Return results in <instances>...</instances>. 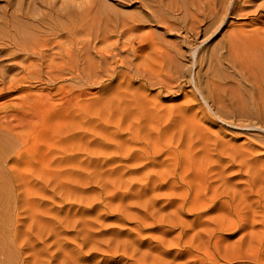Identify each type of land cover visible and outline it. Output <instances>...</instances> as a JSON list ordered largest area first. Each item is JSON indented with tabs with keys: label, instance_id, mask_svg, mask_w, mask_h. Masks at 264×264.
<instances>
[{
	"label": "rangeland",
	"instance_id": "rangeland-1",
	"mask_svg": "<svg viewBox=\"0 0 264 264\" xmlns=\"http://www.w3.org/2000/svg\"><path fill=\"white\" fill-rule=\"evenodd\" d=\"M181 1L0 0L27 49L0 29V264H264V95L249 103L219 50L239 25L264 38V0L214 25Z\"/></svg>",
	"mask_w": 264,
	"mask_h": 264
},
{
	"label": "bare ground",
	"instance_id": "bare-ground-1",
	"mask_svg": "<svg viewBox=\"0 0 264 264\" xmlns=\"http://www.w3.org/2000/svg\"><path fill=\"white\" fill-rule=\"evenodd\" d=\"M8 1V0H7ZM95 1V0H94ZM100 1V0H99ZM148 1H155V2H157L158 3V5H162L163 4V0H148ZM171 1H173V0H171ZM185 0H183V2H184ZM189 1H192V0H189ZM198 1H200V0H198ZM197 1V2H198ZM202 1V0H201ZM218 1H220V0H218ZM218 1H216V0H204V1H202V2H200V4L199 5H196V7H194L195 9H193V12L191 13V15L189 14V9L187 10L188 11V14H189V16H191L193 19H195L196 20V22H203V21H206L205 23H207V21H210L209 23H211V21H213V20H216V19H220V23H222V20L225 18L226 19V17H227V15L230 17V18H232L233 16L235 17V16H243L244 15V17L245 16H247V15H249V13H251V11L249 12V10H247L249 7L251 8V4H252V2L254 1L255 2V0H242V2H240V0H230L229 1V4L227 5V4H225L224 2L226 1H223V0H221L220 2H218ZM139 2L141 3V0H139ZM165 2V1H164ZM182 2V1H181ZM182 2V3H183ZM218 2V3H217ZM241 4H240V3ZM262 2H264V1H262ZM69 3V2H68ZM83 3V2H82ZM86 3H88V1L86 2ZM143 3V2H142ZM187 3H188V1H187ZM192 4H193V2H191ZM190 3V4H191ZM228 3V2H227ZM239 3V4H238ZM70 4V3H69ZM146 4V3H145ZM145 4H142L143 6L145 5ZM151 4H153L152 2H151ZM165 4V3H164ZM173 4H174V2H173ZM172 4V5H173ZM189 4V3H188ZM187 4V5H188ZM261 4V3H260ZM85 5V4H84ZM89 5V4H88ZM141 5V6H142ZM176 5V4H175ZM177 5H178V2H177ZM252 5H254V3L252 4ZM65 6H66V4H65ZM70 6V5H69ZM96 6V5H95ZM102 6V5H101ZM143 6H142V8H143ZM146 6V5H145ZM148 6V5H147ZM147 6H146V8H147ZM150 6V5H149ZM149 6H148V8H149ZM153 6V5H152ZM155 6V5H154ZM185 6V3H184V5H183V7ZM191 6V5H190ZM193 6V5H192ZM261 6V5H260ZM260 6H259V8H257V6H255V8L258 10V9H260ZM49 7V6H48ZM51 7H53V5L51 6ZM56 7V6H55ZM72 7V6H71ZM70 7V8H71ZM81 7H83L84 8V6H81ZM87 8V11L89 12V6H86ZM91 7V6H90ZM97 7V6H96ZM176 7V6H175ZM187 7V6H186ZM185 7V8H186ZM253 7V6H252ZM62 8V7H61ZM155 8V7H154ZM157 8V7H156ZM155 8V9H156ZM174 8V7H173ZM172 8V9H173ZM178 8H179V5H178ZM92 9V8H91ZM143 9H145V8H143ZM153 9V8H152ZM152 9H150V10H152ZM191 9V8H190ZM252 9V8H251ZM21 10V9H20ZM61 10V9H60ZM147 10V9H146ZM171 10V9H170ZM253 10H254V8H253ZM19 11V10H18ZM86 11V12H87ZM97 11H99V10H97ZM140 11V10H139ZM173 11V10H172ZM174 11H176V9L174 10ZM173 11V12H174ZM55 12V11H54ZM57 12L58 13H56L57 15H60V16H62L63 18L64 17H66V13L64 12V11H58L57 10ZM68 12V11H67ZM106 12V14H107V11H105ZM153 12H156V11H154L153 10ZM152 12V13H153ZM178 12V11H177ZM191 12V11H190ZM253 12V11H252ZM255 12V11H254ZM16 13V12H15ZM133 13V12H132ZM149 13V12H148ZM147 13V14H148ZM151 13V14H152ZM12 14V13H11ZM17 14H19V13H17ZM25 14H26V12H25ZM65 14V15H64ZM75 14V13H74ZM78 13H76V15H77ZM93 14V13H92ZM103 14V13H102ZM121 14V13H120ZM125 14V13H124ZM177 14V13H176ZM188 14H185V16L186 15H188ZM252 14V13H251ZM253 14H255V13H253ZM15 15V14H14ZM135 15V14H134ZM149 15V14H148ZM30 16V15H29ZM29 16H28V18H29ZM75 16V15H74ZM73 16V17H74ZM145 16V15H144ZM152 16V15H151ZM150 16V18H152ZM173 16V15H172ZM176 16V15H175ZM226 16V17H225ZM78 17H79V14H78ZM98 20H101V15L99 14L98 15V13L96 14V16H95ZM134 17V16H133ZM153 17H155V15L153 14ZM161 17H163V16H161ZM188 17V16H187ZM1 18H3V17H1ZM5 18V17H4ZM3 18V19H4ZM27 18V19H28ZM34 18V17H33ZM75 18V17H74ZM81 18H82V16H81ZM88 18V17H87ZM104 18H105V16H104ZM107 18H109V17H107ZM107 18H105L106 19V21L107 20H109V19H107ZM111 18V17H110ZM136 18H138V17H136ZM165 18V17H164ZM189 18V17H188ZM192 18L190 19L191 21H192ZM238 18H240V17H238ZM90 19H92V18H89V20ZM96 19V20H97ZM105 19H104V22H105ZM126 19V18H125ZM125 19H123V20H125ZM130 19V18H129ZM155 19V18H154ZM179 19V18H178ZM257 19V18H256ZM256 19H254V20H256ZM68 20V19H67ZM82 20H84V17H83V19ZM111 20V19H110ZM128 20V19H127ZM131 20H133L132 18H131ZM130 20V21H131ZM142 20V19H141ZM161 20L162 19H160V21H158V23L159 22H161ZM164 20V19H163ZM163 20H162V22H163ZM166 20V19H165ZM164 20V21H165ZM217 20V21H218ZM253 20V21H254ZM260 20V19H259ZM6 21V20H5ZM51 21H53V20H51ZM70 21V20H69ZM87 21V20H86ZM94 21V20H93ZM126 21V20H125ZM136 21H138L137 19H136ZM167 21V20H166ZM178 21V20H177ZM189 21V20H188ZM217 21H215V23H217ZM54 22V21H53ZM85 22V21H84ZM96 22V21H95ZM100 22V21H99ZM101 22H102V20H101ZM110 22V21H109ZM119 22V21H118ZM117 22V23H118ZM121 22V21H120ZM135 22V21H134ZM156 22V21H155ZM161 22V23H162ZM190 22V21H189ZM3 23V22H2ZM21 23V22H20ZM26 23V22H25ZM71 24H72V21L70 22ZM81 23V22H80ZM103 23V22H102ZM123 23V22H122ZM149 23V22H148ZM166 23V22H165ZM168 23V22H167ZM204 23V24H205ZM214 23V24H215ZM1 24V23H0ZM71 24H69V25H71ZM84 24H88V23H84ZM96 24V23H95ZM104 24V23H103ZM141 24H142V22H141ZM174 24V23H173ZM211 24H213V23H211ZM213 24V25H214ZM218 24H219V22H218ZM262 24V23H261ZM24 25H26V24H24ZM68 25V26H69ZM78 25V24H77ZM77 25L75 26V29L74 30H77V29H79L78 27H77ZM85 25V26H86ZM100 25H102V24H100ZM99 25V26H100ZM132 25V24H131ZM167 25V24H166ZM176 25V24H175ZM175 25H173L172 27H174ZM191 26H189V30H187V31H191V32H194V34L195 35H199V34H201V33H203V31H205V30H207V28L206 29H200V27H197L196 26V24L194 25V24H190ZM203 25V24H202ZM249 25V24H248ZM2 26L3 25H0V29H2ZM5 26H6V30H8V31H6V33H4L5 34V36L4 37H6L5 39V41H7L8 43H9V45H12V46H15L14 48H16V47H18L20 50H22V51H24V50H26L27 51V49L25 48L24 49V47L25 46H23V45H21V42H18V41H16V40H21L20 39V35H22L24 32L21 30L20 31V29H19V31H18V29L17 30H15L14 29V27H12V25L10 24V22L8 23V22H6L5 23ZM22 26H23V24H22ZM21 26V27H22ZM41 26V23H38L37 25L36 24H33V23H28V21H27V25H26V28L27 29H29V30H31V31H33V32H35V31H38V29H39V27ZM44 26V25H43ZM58 26V25H57ZM57 26H55V27H57ZM67 26V27H68ZM82 26V25H81ZM80 26V27H81ZM88 26V25H87ZM103 26V25H102ZM121 26V25H120ZM170 26V25H169ZM177 26V25H176ZM178 26H179V24H178ZM177 26V27H178ZM218 26V25H217ZM216 26V27H217ZM238 26V25H237ZM243 26V25H242ZM19 27H20V25H19ZM72 27V26H71ZM70 27V28H71ZM74 27V26H73ZM84 27V26H83ZM116 27V26H115ZM119 27V26H118ZM131 28H130V30L129 31H131V29H132V26H130ZM141 27V26H140ZM182 27V26H181ZM208 27V26H207ZM245 27V26H244ZM16 28V27H15ZM101 28V27H100ZM105 28H106V26H105ZM133 28H134V26H133ZM136 30L138 31V28L139 27H137L136 26ZM167 30H168V26L167 27H165ZM232 28H234V27H232ZM243 28V27H242ZM4 29V30H5ZM80 29H82V27L80 28ZM85 29H86V27H85ZM150 29V28H149ZM171 29V28H170ZM181 28H179V30H180ZM184 29V28H183ZM213 28H211V30H212ZM216 29V28H215ZM244 29V28H243ZM3 30V29H2ZM3 30V31H4ZM53 30V29H52ZM70 30H72V29H70ZM69 30V31H70ZM126 30V29H125ZM133 30V29H132ZM153 30V29H152ZM176 30V29H175ZM174 30V31H175ZM182 30V29H181ZM208 30L210 31V27H208ZM207 30V31H208ZM261 30V29H260ZM1 31V30H0ZM3 31H1V32H3ZM83 31V30H82ZM88 31V30H87ZM100 31H101V29H100ZM99 31V32H100ZM122 31H124V30H122ZM121 31V33L123 34L124 32H127V31H124V32H122ZM133 31H135V29L133 30ZM176 31H178V29L176 30ZM208 31V33H210ZM213 31V30H212ZM262 31H264V30H262ZM5 32V31H4ZM7 32H8V35H7ZM22 34H21V33ZM29 32V31H28ZM40 32V31H39ZM53 32V31H52ZM73 32V31H72ZM102 32H103V30H102ZM108 32V31H107ZM107 32H106V34H107ZM144 32V31H143ZM151 32V31H150ZM168 32H171L170 30H168ZM190 32V33H191ZM10 33H13V35H14V37H16V42H14L11 38H14V37H12L13 35L12 34H10ZM32 33V32H31ZM37 33V32H36ZM84 33V32H83ZM88 33V32H87ZM90 33V32H89ZM108 33H110V32H108ZM129 33V32H128ZM133 33V32H132ZM137 33V32H136ZM145 33V32H144ZM184 33H187V32H184ZM206 33V32H205ZM204 33V34H205ZM227 33V32H226ZM226 33H224V34H226ZM229 33H230V35L228 34V37L227 38H225V36L226 35H224L223 37L225 38V40H224V42H220L221 43V46H220V49L219 50H222V52L223 53H225L224 54V58L228 61V63L230 64V66H231V68L234 70V72H235V75L238 77V79H239V83H240V85H241V83H243V84H245L248 88H246V87H244V89L245 90H247V91H244L243 92V89L241 88V91H242V94H244V96L246 97L245 99H249V103H250V101L253 103V104H257L258 103V101H256V98H257V96H259V94H261V96L262 95H264V67H262V71L261 72H258V70H261V68H259L258 70H257V68H256V56H254L255 54V50H258L259 52H260V59H261V61H262V66H264V38H262V39H260L262 36H261V34L258 32V31H252L251 33H247V31H243L242 29H240V25H239V27L236 29H232V31L230 32L229 31ZM1 34H3V33H1ZM3 34V35H4ZM102 34V33H101ZM119 34V33H118ZM189 34V33H188ZM192 34V33H191ZM207 34V33H206ZM213 34V33H212ZM23 35H25V33L23 34ZM49 35H50V33H49ZM67 35V34H66ZM71 35V34H70ZM81 35H82V33H81ZM120 35V34H119ZM134 35H135V33H134ZM146 35V34H145ZM144 35V36H145ZM186 35V34H185ZM214 35V34H213ZM11 36V37H10ZM28 36V35H27ZM62 36V35H61ZM147 36V35H146ZM145 36V37H146ZM192 36V35H191ZM194 36V35H193ZM208 36V35H207ZM3 37V36H2ZM38 37V36H37ZM40 37V36H39ZM67 37L69 38V36L67 35ZM72 37V36H71ZM95 37H96V35H95ZM106 37V36H105ZM153 36L151 35V38H152ZM258 37H260V38H258ZM18 38V39H17ZM21 38H23L24 39V37H21ZM101 38V37H100ZM118 38V37H117ZM141 38V37H140ZM150 38V39H151ZM0 39H2L1 37H0ZM22 39V40H23ZM26 39V38H25ZM24 39V40H25ZM43 39H46V38H44L43 37ZM66 39V38H65ZM95 39V38H94ZM106 39H107V37H106ZM146 39V38H145ZM184 39H186V38H184ZM256 39H257V41H256ZM30 40V39H29ZM32 40H34V39H32ZM36 40H38V39H36ZM47 40V39H46ZM45 40V41H46ZM103 40V39H102ZM144 40V39H143ZM148 40V39H147ZM248 40H251L252 42H253V40L255 41V43L256 44H254V46L252 47L251 45H250V43H248L249 45H250V48H249V46L246 44L247 43V41ZM35 41V40H34ZM34 41H32L31 43H33ZM44 41V42H45ZM90 41V40H89ZM124 41V40H123ZM158 41V40H157ZM186 41V40H185ZM246 43H245V42ZM27 42V41H26ZM48 42V41H47ZM155 42V41H154ZM153 42V43H154ZM182 42V41H181ZM193 42V41H192ZM249 42V41H248ZM8 43H6L7 45H8ZM24 43H25V41H24ZM29 43V42H28ZM52 43V42H51ZM108 43V42H107ZM114 43V42H113ZM141 43V42H140ZM144 43V42H143ZM147 43V42H146ZM179 43H180V41H179ZM178 43V44H179ZM186 43V42H185ZM189 43H190V41H189ZM189 43L187 42V44L189 45ZM218 43V42H217ZM254 43V42H253ZM41 44H43L42 43V41H41ZM47 44V43H46ZM46 44H43L42 46H43V48L46 46ZM78 43H74V41H72L71 43H70V50L68 51V52H70V54H72V52H76L78 55H77V59L76 60H70V62H69V67L68 68H70L71 70H76V71H79L78 69L79 68H83V65H84V59L81 57L82 55H80V54H82V52H81V47H83V46H81L80 48L79 47H77L78 45H77ZM102 44V43H101ZM149 44V43H148ZM173 44H176V43H173ZM177 44V45H178ZM194 44V43H193ZM32 45V44H31ZM45 45V46H44ZM86 45H88V44H86ZM113 45V44H112ZM114 45H115V43H114ZM175 46V48L177 47V49H176V52L177 53H179L178 51L180 50V48L178 47V46ZM186 45V44H185ZM184 45V46H185ZM116 46L117 45H115L114 47L116 48ZM119 46H121V45H119ZM119 46H117V47H119ZM133 46L134 45H132V48H133ZM139 46V45H138ZM137 46V47H138ZM150 47L151 49H153L154 47L153 46H151V45H147V44H143V46H142V48H146V47ZM155 46V45H154ZM157 46V45H156ZM155 46V47H156ZM183 46V44L181 45V47ZM7 47V46H6ZM5 47V48H6ZM33 47V46H32ZM39 47V46H38ZM65 47V46H64ZM100 47H102V46H99L98 48H100ZM136 47V46H135ZM165 47L167 48V51L166 52H168V47L167 46H163V49H165ZM170 47V46H169ZM11 48V47H10ZM53 48V47H52ZM59 48V47H58ZM68 48V47H67ZM87 48V47H86ZM105 48V47H104ZM139 49H137V50H140V47H138ZM156 48H158V46L156 47ZM159 48H160V45H159ZM173 48V47H172ZM175 48H173L174 49V51H175ZM48 49V48H47ZM97 49V48H96ZM108 49V48H107ZM120 49V48H119ZM136 50V48H133V50ZM161 49H162V47H161ZM162 49V50H163ZM171 49V48H170ZM170 49H169V51H170ZM18 50V49H17ZM29 50V49H28ZM90 50V49H89ZM143 50V49H142ZM63 51H65V50H63ZM62 51V52H63ZM83 51V50H82ZM100 51H103V50H100ZM132 51V50H131ZM141 51V50H140ZM157 51V50H156ZM165 51V50H164ZM173 50H171L170 52L171 53H173L172 52ZM29 52H31L30 50H29ZM39 52V51H38ZM66 52V51H65ZM68 52H66V54L68 53ZM96 53H97V51H95ZM110 52H112V50L111 51H107V50H104L102 53H105L106 55H110L111 53ZM134 51H132V53H133ZM137 52V51H136ZM136 52H134L135 54H136V56L138 55ZM149 52V51H148ZM151 52V51H150ZM158 52H160V51H158ZM166 52H165V55H166ZM169 52V53H170ZM176 52H174L175 54H176ZM219 52V51H218ZM257 52V51H256ZM10 53V52H9ZM12 53V52H11ZM10 53V54H11ZM64 53V52H63ZM84 53H85V49H84ZM133 53V54H134ZM143 53H144V51H143ZM152 53H154L155 54V51L153 52L152 51ZM161 53V52H160ZM173 53V56L171 57L174 61H176L174 58H175V54ZM28 54V53H27ZM98 54V56H99V54H100V56L102 55L101 54V52L100 53H97ZM132 54V55H133ZM153 54V55H154ZM209 54H211V53H209ZM254 54V55H253ZM9 55V54H8ZM104 55V54H103ZM102 55V56H103ZM181 55V54H180ZM179 55V56H180ZM219 55V54H218ZM31 56V55H30ZM105 56V55H104ZM103 56V57H104ZM167 56V58H169L170 59V54H167L166 55ZM177 56H178V54H177ZM182 56H183V54H182ZM181 56V57H182ZM221 56V55H220ZM70 57H71V55H70ZM107 57V56H106ZM151 58H152V56H150ZM150 57L148 58V59H150ZM120 58V57H119ZM127 58V57H126ZM153 58H155V57H153ZM177 58V57H176ZM219 58V57H218ZM223 58V57H222ZM29 59V58H28ZM72 59H74V57H72ZM106 59V58H105ZM113 59V58H112ZM123 59V58H122ZM171 59V60H172ZM224 59V60H225ZM116 60H118V59H116ZM121 60V59H120ZM133 60V59H132ZM146 60V59H145ZM154 60V59H153ZM162 60V59H161ZM168 60V59H167ZM173 60L171 61L172 63H174L173 62ZM177 60H178V58H177ZM61 61H62V59H61ZM69 61V60H68ZM93 61V60H92ZM109 61V60H108ZM122 61V60H121ZM141 61H143V60H141ZM140 61V62H141ZM147 61V60H146ZM152 61V60H151ZM164 61V60H163ZM220 61V60H219ZM218 61V62H219ZM226 61V62H227ZM63 62V61H62ZM61 62V63H62ZM125 62V61H124ZM148 62V61H147ZM165 62H167V64L169 65L171 62H170V60L169 61H165ZM168 62H170V63H168ZM221 62V61H220ZM219 62V63H220ZM19 63V62H18ZM18 63L16 64V65H18ZM68 63V62H67ZM97 63H98V61H97ZM107 63V62H106ZM115 63H118V61L117 62H115ZM114 63V64H115ZM120 63H122V62H120ZM139 63V62H138ZM149 63V62H148ZM156 63V62H155ZM155 63H154V65H155ZM257 63H259V62H257ZM63 64H64V62H63ZM91 65H92V63H90ZM96 64V63H95ZM114 64H113V66L112 67H114ZM133 64V63H132ZM145 64H147L146 62L145 63H143V64H141L142 66L141 67H143V65H145ZM150 64V63H149ZM222 64V63H221ZM55 65V64H54ZM53 65V66H54ZM57 65V64H56ZM55 65V66H56ZM59 65H61V64H59ZM98 65H99V68H100V63H98ZM98 65H96L97 67H98ZM101 65H102V63H101ZM108 65V64H107ZM122 65V64H121ZM130 65H131V63H130ZM135 65H136V63H135ZM148 65V64H147ZM153 65V64H152ZM158 65H161V64H159L158 63ZM168 65H166L167 67H168ZM19 66V65H18ZM20 66H22V65H20ZM32 66H35V65H32ZM58 66V65H57ZM111 66V65H110ZM156 66V65H155ZM166 66H164V67H166ZM170 66V65H169ZM28 67V66H27ZM40 67V66H39ZM60 67V66H59ZM137 67V66H136ZM140 67V68H141ZM146 67V66H145ZM144 67V68H145ZM148 67V66H147ZM150 67H151V64H150ZM159 67V66H158ZM160 67H162V66H160ZM163 67V68H164ZM172 67V66H171ZM259 67V66H258ZM4 68V67H3ZM102 68H103V66H102ZM101 68V69H102ZM144 68H143V70H144ZM113 69H115V68H113ZM142 69V68H141ZM140 69V70H141ZM147 69V68H146ZM152 69H153V66H152ZM168 69V68H167ZM142 70V71H143ZM111 71H113V70H111ZM137 71V70H136ZM156 71V70H155ZM73 72H75V71H73ZM105 72V71H104ZM154 72V71H153ZM161 72V71H160ZM80 73V72H79ZM76 74V73H75ZM157 74V73H156ZM226 75H230L229 73L228 74H226ZM151 76V75H150ZM227 76V77H228ZM152 77V76H151ZM230 78L231 77H229V79L228 80H230ZM231 79H233V78H231ZM214 81V80H213ZM238 82V81H237ZM237 82H235V84L237 83ZM218 85V84H217ZM244 85H242V87H243ZM241 87V86H240ZM240 87H239V89H240ZM214 88H216L215 86H214ZM230 88H231V86H230ZM219 89V88H218ZM248 90H249V92H248ZM215 91H217L216 89H215ZM225 91V90H224ZM239 92H240V90H239ZM1 93H3V92H1ZM225 93V92H224ZM216 94H218V92L216 93ZM239 94V93H238ZM207 96H208V93L206 94ZM205 95V96H206ZM215 95V94H214ZM240 96H241V93L239 94ZM238 95V96H239ZM209 96H210V94H209ZM208 96V97H209ZM213 96V95H212ZM222 96H223V94H222ZM226 96V95H225ZM225 96H223V97H225ZM238 96H237V98H238ZM239 96V97H240ZM207 97V98H208ZM215 97H217V95L215 96ZM206 98V99H207ZM211 98V97H210ZM226 98V97H225ZM224 98V99H225ZM241 98L243 99V96H241ZM241 98H238V99H241ZM203 99H205V98H203ZM217 99V98H216ZM257 99H259V98H257ZM213 100V99H212ZM215 100V99H214ZM244 100V99H243ZM206 101V100H205ZM216 101V100H215ZM244 101H246V100H244ZM125 103V102H124ZM122 106V105H121ZM255 106H258V105H255ZM119 107V106H118ZM130 107V106H129ZM254 107V106H253ZM252 107V108H253ZM127 108V107H126ZM255 108V107H254ZM253 108V109H254ZM258 108V107H257ZM257 108H255V112L257 113V111H258V109ZM123 109V108H122ZM135 109H137V108H135ZM140 109V108H139ZM252 110V109H251ZM257 110V111H256ZM132 111V110H131ZM253 111V110H252ZM123 112V111H122ZM134 112V111H133ZM132 112V113H133ZM136 112H138V116L140 115V113H139V111H136ZM141 112V111H140ZM254 112V111H253ZM116 113H117V111H116ZM124 113H126L125 111H124ZM130 113V112H129ZM259 113H260V111H259ZM134 114H136V113H134ZM127 115V114H126ZM256 116H258L257 114H255ZM260 115V114H259ZM132 116H134L133 114H132ZM132 116H129V117H132ZM260 116H262V115H260ZM122 117V116H121ZM140 118H141V116H140ZM139 118V119H140ZM261 119V118H260ZM262 120H264V119H262ZM261 120V121H262ZM138 124H141V123H138ZM142 125V124H141ZM0 127H1V125H0ZM4 128L2 127V130H3ZM5 131V130H4ZM3 141V140H2ZM2 147V146H1ZM3 148V147H2ZM225 148V147H224ZM4 149V148H3ZM31 153V152H30ZM0 154H2V153H0ZM5 156V155H4ZM3 157V156H2ZM2 159V158H1ZM3 160V159H2ZM256 167V166H255ZM253 168H254V166H253ZM1 172V171H0ZM4 187V186H3ZM7 189V188H6Z\"/></svg>",
	"mask_w": 264,
	"mask_h": 264
}]
</instances>
